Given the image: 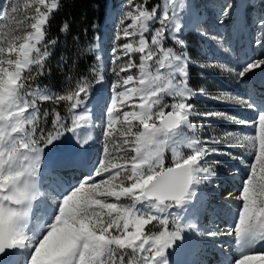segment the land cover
I'll return each instance as SVG.
<instances>
[{"label":"snow or ice","instance_id":"obj_1","mask_svg":"<svg viewBox=\"0 0 264 264\" xmlns=\"http://www.w3.org/2000/svg\"><path fill=\"white\" fill-rule=\"evenodd\" d=\"M61 4L23 0L0 9V255L19 252L24 264H171L170 249L195 233L234 239L236 255L225 264H264V249L256 248L264 243V102L228 91L210 95L190 85L193 60L182 38L185 0H126L117 35L123 42L112 50L117 67L102 122V154L54 195L41 190L46 150L71 133L79 152L59 161L66 168H75L87 150L92 136L82 129L92 127V113L86 104L93 85L104 80L94 66L88 74L69 73L62 92L37 83L50 74L47 62L58 43L50 29ZM234 7L222 6L221 24ZM260 26L255 43L264 48V18ZM68 30L62 22L60 32ZM60 63L66 64L63 57ZM200 67L243 80L264 71V53L236 67ZM197 97L255 108L257 115L246 120L220 110L197 111ZM209 118L248 125L252 132L216 134L194 122ZM206 130L213 134L203 135ZM214 154L245 169L238 194L222 197L238 203L224 229L198 223L206 211L202 186L219 179V162H205Z\"/></svg>","mask_w":264,"mask_h":264},{"label":"rangeland","instance_id":"obj_2","mask_svg":"<svg viewBox=\"0 0 264 264\" xmlns=\"http://www.w3.org/2000/svg\"><path fill=\"white\" fill-rule=\"evenodd\" d=\"M152 3H155L156 0H151ZM196 1V2H195ZM234 0H191V4H199L204 6V10L202 15L206 16L205 19L207 20V23L203 26V28L207 31L208 35L207 37L211 39L212 36L217 37L216 40L211 39V49L210 51L207 50L205 45L200 42L198 43V40L194 38L191 41V37L189 34H186L185 37L183 38L186 41L187 44V49H188V43L190 42L191 48L190 50L188 49V53L190 56L192 55V60L193 64L190 65L192 73L194 74L193 78L190 74V84H192V87H197V90L199 87L203 86L206 88L208 93L210 95H214L218 93L219 91H228L231 92L234 95H239L242 96L246 99H250L254 103L258 104V101H262V99L258 96L262 94L256 95L253 90H249L248 94H246L247 91H244V94L242 95L241 91H243L242 85L247 83L249 79H237L233 74L222 71L220 69H207V68H202L200 65L206 64L208 62H216V63H223L228 65L229 67H236L238 64H240L242 61H244L247 58L250 57H255L257 54L264 53V48L259 47L255 41L261 37V31H252V36L255 39L254 43L252 44L251 48L249 51L245 52V46H243L242 51H239V47L237 48L236 46H239L241 42L243 43L245 40V34L248 32L247 30V25H245V22H249V18L246 17L244 14V18L241 17L236 21V24H231L230 18L226 20L223 24L219 22L220 17H221V9L222 6H224L227 3H233ZM251 1V0H250ZM16 3H23V0H10L8 3L9 8L11 5L16 4ZM113 3V8L111 9V13L108 17H105L104 21L105 23L110 22V26L106 27L107 33L110 35L109 36V41L110 46L116 47L119 43H122L123 41L117 40V35L121 30V24L120 21L123 17V14L125 11L128 10V6L126 4V0H112ZM247 2L242 3V7L244 8L245 12V5ZM256 11V8L252 7L250 10L248 9V13L250 15V21L252 20V23H256L254 21V16L253 18L251 15H253ZM253 13V14H252ZM103 14V10H102ZM247 14V10H246ZM23 13L20 14L22 17ZM202 15H199L198 20L202 19ZM102 23V21H101ZM244 23V24H243ZM228 24V25H227ZM99 26V25H97ZM238 29V35L236 36V39L238 41V44H235L233 40H235V37L233 36V31L235 29ZM97 29V27H96ZM261 29V28H260ZM255 32V33H254ZM255 34V35H254ZM257 36V37H256ZM234 37V38H233ZM83 44L81 45L80 41L75 43L74 49L78 51V53H81L79 56H86L88 57V63L86 66H83V68L74 73V74H88L90 72V69L94 66H98L100 68V71L104 75V82L106 87L111 88L112 82L115 80V76L112 72L113 67H117V65H114L112 63V57L113 53L107 54V57H103L102 62L99 63V61L96 60V57L98 56L95 54V51H88V52H83L84 49L91 48L92 45H94L93 41L91 40L90 42L86 43L85 38L81 41ZM170 46L172 45V42H168ZM63 44V43H62ZM243 45H245L243 43ZM241 53V54H240ZM63 57L65 59L64 55H60L57 57L54 62V66L60 67V58ZM69 74H66L62 77L61 81L53 84L52 82L44 83V86H49L53 91L56 92H62L66 87H68V81L66 77ZM91 78V77H90ZM97 86V84H94L93 87ZM43 87V86H42ZM95 89V88H94ZM102 92V90L98 93V95ZM111 93V90H110ZM255 94V96H254ZM264 94V93H263ZM97 95V96H98ZM261 97V96H260ZM262 97H264L262 95ZM196 107L197 111H209V110H220V111H225L230 115H235L240 119H246V120H252L256 118L257 115V110L255 108L249 109L245 106H238V105H229V104H223L211 99L205 100L204 102L199 101V99L194 98L192 101ZM99 118L98 125H97V130H98V137H99V144L96 146V159H94V162L98 159V157L101 156L102 154V119ZM195 123L200 124V123H206L211 126V129L215 130L216 134H221L224 131H231L237 134L241 133H247L250 134L252 132V128L248 125H239V124H233L227 121H224L222 119H217V118H209L206 121L205 120H194ZM50 121L48 124V127H50ZM213 134L212 131L206 130L203 135L211 136ZM73 140V135L71 133L65 134V136L57 143V146L54 148L55 150H59L60 148H63V152H66L67 150L70 149L71 147V141ZM211 146V145H209ZM73 147V146H72ZM219 147H223L222 145ZM73 150V149H72ZM71 150V151H72ZM234 154H239L240 150L236 149L233 150ZM167 158L170 160L171 159V153L167 154ZM219 162L216 165L217 171L219 173V179H214L216 181L215 186L216 188L218 187H224L226 183H231V181L234 184L232 188L235 187L236 185V190L238 193V190L240 188V183H241V178L244 174V166L240 164L238 160H231L227 156L223 155H210L206 158V163H213V162ZM232 169H238L239 170V175H235L237 178H232V172L230 170ZM229 180V181H228ZM228 181V182H227ZM68 182V181H67ZM231 188V189H232ZM235 202V201H233ZM233 202L227 203L229 208H232L233 210H236L238 207V203L234 204ZM214 212V211H212ZM234 212V211H233ZM235 213V212H234ZM215 216H218L219 218H222L221 216L223 215L228 223L231 222L232 219L229 217V213H225L224 211H219L215 213ZM210 215V214H209ZM215 221L211 222V226L215 227ZM221 223L227 224L224 218H222ZM223 228V226H221ZM217 240H222V239H230V244L233 247L234 245V239L229 236H217L215 237ZM198 242V241H196ZM231 247V248H232ZM231 250V249H230ZM231 255V254H230ZM227 254H225L224 258H226Z\"/></svg>","mask_w":264,"mask_h":264},{"label":"trees","instance_id":"obj_3","mask_svg":"<svg viewBox=\"0 0 264 264\" xmlns=\"http://www.w3.org/2000/svg\"><path fill=\"white\" fill-rule=\"evenodd\" d=\"M103 0H62L61 8L55 13V17L51 23V35L58 38V43L53 50V55L47 62L50 74L40 77L37 83L44 86V83L52 82L56 84L61 81L62 77L69 73L80 71L83 66L88 63V57L79 56L78 51L73 47L75 43L85 38L88 39L95 34V29L91 26L96 23L101 15V7ZM152 3V1H151ZM69 24V30L66 33L60 32L62 22ZM191 42V41H190ZM188 43L190 50L191 44ZM63 43V44H62ZM170 45V44H169ZM60 55L65 56L66 64H61L58 68L54 66L53 60ZM193 56L191 55V58ZM76 61V67L73 69V61ZM190 74L193 78L191 67ZM44 108H49V104H44ZM62 113L63 110L61 109ZM49 124V123H48Z\"/></svg>","mask_w":264,"mask_h":264},{"label":"bare ground","instance_id":"obj_4","mask_svg":"<svg viewBox=\"0 0 264 264\" xmlns=\"http://www.w3.org/2000/svg\"><path fill=\"white\" fill-rule=\"evenodd\" d=\"M196 2V1H195ZM187 17L185 16V19H186ZM206 24V23H205ZM203 27V26H202ZM204 29V28H203ZM205 30V29H204ZM206 31V30H205ZM207 32V31H206ZM210 41H211V39H210ZM194 88V87H193ZM256 94V93H255ZM103 95V91L97 96L98 97V99L99 98H101V96ZM256 95H258V94H256ZM263 96H264V94H262ZM262 95H260V96H258L259 97V99L261 98L262 99V101H260V103H262V102H264V97H262ZM198 99V98H197ZM258 103H259V101H258ZM92 105V104H91ZM88 130H87V128H85V129H83L82 130V132L83 133H85V134H87L88 132H87ZM73 146V145H72ZM74 150V149H73ZM72 150V152H74V153H77V152H79L78 150H74L73 151ZM80 155H81V153H80ZM80 155H79V160H80ZM73 180V179H72ZM67 178H61V179H58V183H60V185L63 187V186H66V184H67ZM228 193H233L234 195H236V194H238L237 193V190H236V186L234 187V188H232V189H230L229 191H227ZM226 192V193H227ZM226 196V195H225ZM49 203H51V201H49ZM221 226H223V228H226V226H227V224H224V223H221ZM175 249V248H174ZM226 249L229 251V254H231L230 255V257L228 258V259H230L231 257H233L234 255H236V245L234 244L233 245V247L231 248V247H226ZM231 249V250H230ZM176 251V250H175ZM177 252V251H176ZM18 254H20L19 252H17V253H14V254H12L13 255V257H17V255ZM181 257H180V255H176V254H174V256L173 257H171L170 259H176L175 260V263L176 264H179V261H181V259H180ZM227 259V260H228ZM172 264V263H171Z\"/></svg>","mask_w":264,"mask_h":264},{"label":"built area","instance_id":"obj_5","mask_svg":"<svg viewBox=\"0 0 264 264\" xmlns=\"http://www.w3.org/2000/svg\"><path fill=\"white\" fill-rule=\"evenodd\" d=\"M166 102H168V101L166 100Z\"/></svg>","mask_w":264,"mask_h":264}]
</instances>
